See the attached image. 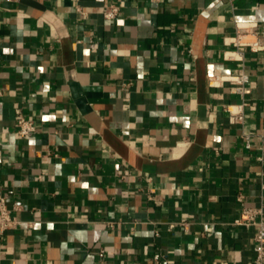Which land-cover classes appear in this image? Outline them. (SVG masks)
I'll return each instance as SVG.
<instances>
[{"label":"crops","instance_id":"0c3cea01","mask_svg":"<svg viewBox=\"0 0 264 264\" xmlns=\"http://www.w3.org/2000/svg\"><path fill=\"white\" fill-rule=\"evenodd\" d=\"M254 23L264 0H0V193L18 221L0 264H254L256 228L234 220L240 193L264 208V35L226 53Z\"/></svg>","mask_w":264,"mask_h":264},{"label":"built area","instance_id":"2783aa9c","mask_svg":"<svg viewBox=\"0 0 264 264\" xmlns=\"http://www.w3.org/2000/svg\"><path fill=\"white\" fill-rule=\"evenodd\" d=\"M119 6L114 3H107L103 5L102 13L105 18L109 20L115 19L119 15ZM248 33L255 34L256 39L250 42H245L244 38ZM264 35V29H260L257 23L254 24H238L236 34L232 37L229 45H232L233 49L226 51L228 59H242L243 48H250L251 50L260 49L263 47L262 37ZM234 89L243 96L249 92L250 75L245 70H240L235 76L230 79ZM243 104V103H242ZM242 107V105H240ZM229 112V120L232 123H243L244 114L243 110L239 109L234 111L231 106L226 107ZM16 132L21 136H27L35 133L38 129L37 124L24 116L20 109H17V120L15 124ZM245 142V146L248 149L252 148L251 134H242ZM0 153V160H1ZM258 161L264 162V147L260 148V154L256 157ZM264 186V184H263ZM238 201L241 203V215L234 220L235 224H240L245 227H255V244H254V264H264V208L248 207L244 203V194L238 195ZM14 209H11L7 204V197L0 193V233L5 230L15 227L17 224V218L13 215ZM177 225L187 229L189 222L185 219H181L178 222H172L169 224V228H174ZM160 232L156 231V235ZM103 256V251L100 253Z\"/></svg>","mask_w":264,"mask_h":264}]
</instances>
